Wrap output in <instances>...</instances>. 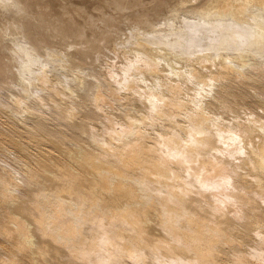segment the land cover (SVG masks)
I'll return each instance as SVG.
<instances>
[{
	"label": "bare ground",
	"instance_id": "obj_1",
	"mask_svg": "<svg viewBox=\"0 0 264 264\" xmlns=\"http://www.w3.org/2000/svg\"><path fill=\"white\" fill-rule=\"evenodd\" d=\"M0 264H264V0H0Z\"/></svg>",
	"mask_w": 264,
	"mask_h": 264
},
{
	"label": "rangeland",
	"instance_id": "obj_2",
	"mask_svg": "<svg viewBox=\"0 0 264 264\" xmlns=\"http://www.w3.org/2000/svg\"><path fill=\"white\" fill-rule=\"evenodd\" d=\"M124 26H126V24L123 23Z\"/></svg>",
	"mask_w": 264,
	"mask_h": 264
}]
</instances>
